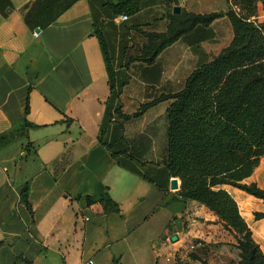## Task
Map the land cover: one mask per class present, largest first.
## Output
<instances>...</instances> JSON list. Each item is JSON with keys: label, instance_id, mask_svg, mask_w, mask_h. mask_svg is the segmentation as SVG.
Returning a JSON list of instances; mask_svg holds the SVG:
<instances>
[{"label": "crops", "instance_id": "0c3cea01", "mask_svg": "<svg viewBox=\"0 0 264 264\" xmlns=\"http://www.w3.org/2000/svg\"><path fill=\"white\" fill-rule=\"evenodd\" d=\"M102 5L0 0V264H177L189 241L201 243L193 253L208 264H239L237 240L215 213L182 199L180 179L172 189L177 178L165 169L169 102L129 121L115 115L121 108L133 116L142 105L178 93L234 36L225 16L180 38L152 65L127 64L145 43L143 32L165 33L178 6L205 15L227 12L228 5L145 0L125 22L106 18ZM96 28L126 83L111 119L107 61ZM28 105L35 128L24 125ZM27 183L31 209L20 196ZM106 194L118 212L99 204ZM261 207L254 211L264 213ZM244 219L264 253V219Z\"/></svg>", "mask_w": 264, "mask_h": 264}, {"label": "trees", "instance_id": "16d2710c", "mask_svg": "<svg viewBox=\"0 0 264 264\" xmlns=\"http://www.w3.org/2000/svg\"><path fill=\"white\" fill-rule=\"evenodd\" d=\"M102 1L106 18L113 21L121 16L132 20L145 3V0ZM233 1L238 10L205 15L183 11L179 15H170L165 33L143 32L145 43L139 54L131 56L127 64L143 62L152 65L166 48L180 38L195 29L209 28L225 16L230 20L234 36L231 44L218 56L191 73L178 93L162 95L142 105L133 116L123 114L121 108L115 110V115L129 121L160 103L169 102L166 110L168 158L165 169L170 178L180 179L179 196L198 202L215 213L237 240L239 264H264V253L244 219L252 220L251 214L240 210L228 190L238 189L264 203V190L256 183H245L264 160V22L253 20L257 16L258 5L264 6V0ZM124 30L130 31L126 26ZM96 35L107 61L111 94L106 116L111 119L113 106L119 101L126 83L118 79L114 61L108 57L104 34L99 28H96ZM121 50L124 52L127 48L122 46ZM28 114L29 105L25 110L24 125L35 128L28 122ZM20 196L21 202L31 209L29 183L21 190ZM99 204L105 212L119 211L118 204L108 194ZM254 217L256 221L262 220L264 213L255 212ZM192 244L189 241L177 253V264H182L184 259L190 262L188 264H208L190 252Z\"/></svg>", "mask_w": 264, "mask_h": 264}, {"label": "rangeland", "instance_id": "374dc122", "mask_svg": "<svg viewBox=\"0 0 264 264\" xmlns=\"http://www.w3.org/2000/svg\"><path fill=\"white\" fill-rule=\"evenodd\" d=\"M224 1L228 5V9L238 10V7L234 5L233 0H224ZM256 15L257 16L255 18H253V20L256 19L258 23H263L264 22V6H263V4L260 3L258 5ZM125 40H126V38H125ZM126 42H127V40H126ZM106 43H107V50L109 51V42L106 41ZM132 45H133V42H132ZM159 121H160V119H159ZM167 128H168V126H167ZM252 180H256L259 183L264 185V160L262 161L261 166L256 170L253 179L249 180L248 183H246V184H253ZM228 190L230 191L232 196L234 198H236L237 202L239 203L241 211L242 212H250V214L252 213L251 217H253V219H255L254 212H258V211H254V210H261L262 209V207H261L262 202H260L259 199L255 198L253 196H249L245 193H242L238 189L229 188Z\"/></svg>", "mask_w": 264, "mask_h": 264}, {"label": "built area", "instance_id": "2783aa9c", "mask_svg": "<svg viewBox=\"0 0 264 264\" xmlns=\"http://www.w3.org/2000/svg\"><path fill=\"white\" fill-rule=\"evenodd\" d=\"M121 22H125L128 21V17L126 16H121L120 18H118ZM201 243H193L192 246L190 247V252H193L196 250L197 247H201ZM85 264H95L94 261L89 260L88 262H86Z\"/></svg>", "mask_w": 264, "mask_h": 264}, {"label": "water", "instance_id": "95a60500", "mask_svg": "<svg viewBox=\"0 0 264 264\" xmlns=\"http://www.w3.org/2000/svg\"><path fill=\"white\" fill-rule=\"evenodd\" d=\"M173 13H174V15L181 14L182 13L181 7H179V6L175 7L174 10H173ZM172 189L173 190H178L179 189V187L178 188H174L173 181H172ZM164 239H166V237ZM176 240H177V237L172 238V241H176Z\"/></svg>", "mask_w": 264, "mask_h": 264}, {"label": "bare ground", "instance_id": "6f19581e", "mask_svg": "<svg viewBox=\"0 0 264 264\" xmlns=\"http://www.w3.org/2000/svg\"><path fill=\"white\" fill-rule=\"evenodd\" d=\"M178 182H179V181H177V180L174 181V184H173L174 187H179V186H178Z\"/></svg>", "mask_w": 264, "mask_h": 264}]
</instances>
